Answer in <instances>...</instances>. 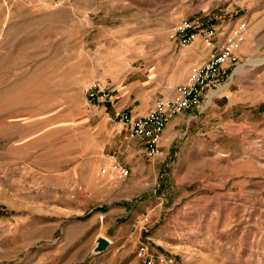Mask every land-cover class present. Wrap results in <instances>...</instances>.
Instances as JSON below:
<instances>
[{
	"label": "rangeland",
	"instance_id": "obj_1",
	"mask_svg": "<svg viewBox=\"0 0 264 264\" xmlns=\"http://www.w3.org/2000/svg\"><path fill=\"white\" fill-rule=\"evenodd\" d=\"M184 19L245 24L239 61L151 159L115 115L203 61L168 38ZM111 158L126 178L100 174ZM141 245L152 264H264V0H0V264H142Z\"/></svg>",
	"mask_w": 264,
	"mask_h": 264
},
{
	"label": "built area",
	"instance_id": "obj_2",
	"mask_svg": "<svg viewBox=\"0 0 264 264\" xmlns=\"http://www.w3.org/2000/svg\"><path fill=\"white\" fill-rule=\"evenodd\" d=\"M245 30V24H236L221 39L214 28H199L190 20H180L173 26L168 36L172 44L176 48H186L195 41L200 42L206 50L203 61L190 67L185 81L177 85L170 96L157 99L145 115L135 117L127 111L115 115V120L128 130L129 138L142 143L147 157L155 159L162 156L163 132L176 116L201 105L206 106L211 94L208 95V92L216 90L225 71L238 64L237 49ZM86 96L93 102L109 101L111 98L109 91L99 84L90 86ZM100 174L124 179L130 172L112 159L100 169ZM146 252L147 247L141 245L138 257L142 264H152Z\"/></svg>",
	"mask_w": 264,
	"mask_h": 264
},
{
	"label": "crops",
	"instance_id": "obj_3",
	"mask_svg": "<svg viewBox=\"0 0 264 264\" xmlns=\"http://www.w3.org/2000/svg\"><path fill=\"white\" fill-rule=\"evenodd\" d=\"M197 44H200L198 41H195L193 45H197ZM191 46V45H190ZM206 54V53H205ZM204 54V56H205ZM198 108V107H197ZM196 108H193L185 113H188L192 110H195ZM185 113H182L178 116H176L168 125L167 127L165 128L164 132H163V135H162V139H161V145L163 147V149L166 151L169 149L170 145L172 144L173 142V139L174 137L176 136L178 130H177V127H179L182 123V121L184 120L185 118Z\"/></svg>",
	"mask_w": 264,
	"mask_h": 264
},
{
	"label": "water",
	"instance_id": "obj_4",
	"mask_svg": "<svg viewBox=\"0 0 264 264\" xmlns=\"http://www.w3.org/2000/svg\"><path fill=\"white\" fill-rule=\"evenodd\" d=\"M110 243L109 240L104 238V237H100L96 240V245L94 247L93 252L94 253H102L104 251L107 250V248L109 247Z\"/></svg>",
	"mask_w": 264,
	"mask_h": 264
},
{
	"label": "bare ground",
	"instance_id": "obj_5",
	"mask_svg": "<svg viewBox=\"0 0 264 264\" xmlns=\"http://www.w3.org/2000/svg\"><path fill=\"white\" fill-rule=\"evenodd\" d=\"M226 86H227V84L224 85L223 87L219 88L218 90L212 92V93L209 95V97H208V100H207V102H206V106L211 105V103H212V98H213V97H214L219 91H221L222 89H224Z\"/></svg>",
	"mask_w": 264,
	"mask_h": 264
}]
</instances>
